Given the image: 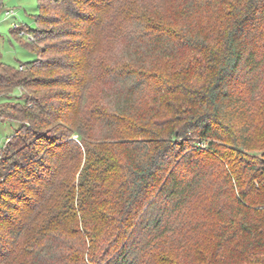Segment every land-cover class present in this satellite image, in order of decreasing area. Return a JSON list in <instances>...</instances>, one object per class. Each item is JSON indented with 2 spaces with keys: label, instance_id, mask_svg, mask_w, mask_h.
Wrapping results in <instances>:
<instances>
[{
  "label": "trees",
  "instance_id": "16d2710c",
  "mask_svg": "<svg viewBox=\"0 0 264 264\" xmlns=\"http://www.w3.org/2000/svg\"><path fill=\"white\" fill-rule=\"evenodd\" d=\"M37 2L0 264H264V0Z\"/></svg>",
  "mask_w": 264,
  "mask_h": 264
},
{
  "label": "rangeland",
  "instance_id": "374dc122",
  "mask_svg": "<svg viewBox=\"0 0 264 264\" xmlns=\"http://www.w3.org/2000/svg\"><path fill=\"white\" fill-rule=\"evenodd\" d=\"M37 7V0H0V52L4 63L18 68L37 58V54L29 47L33 41L31 36L19 34L18 30L37 28ZM17 128L15 122L0 121V147Z\"/></svg>",
  "mask_w": 264,
  "mask_h": 264
},
{
  "label": "built area",
  "instance_id": "2783aa9c",
  "mask_svg": "<svg viewBox=\"0 0 264 264\" xmlns=\"http://www.w3.org/2000/svg\"><path fill=\"white\" fill-rule=\"evenodd\" d=\"M31 39V38H30Z\"/></svg>",
  "mask_w": 264,
  "mask_h": 264
}]
</instances>
